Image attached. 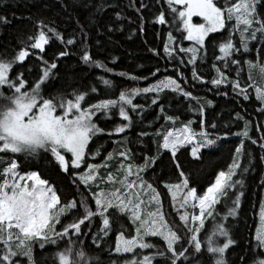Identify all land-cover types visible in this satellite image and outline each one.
I'll list each match as a JSON object with an SVG mask.
<instances>
[{
	"label": "snow or ice",
	"instance_id": "obj_1",
	"mask_svg": "<svg viewBox=\"0 0 264 264\" xmlns=\"http://www.w3.org/2000/svg\"><path fill=\"white\" fill-rule=\"evenodd\" d=\"M162 4L167 5V13L162 8L153 11L155 5ZM82 6L89 10L90 17L100 16L107 8L114 7L107 0H94ZM129 7L136 12L141 33L146 11L151 17L147 22L176 25L181 38L193 42L192 46L179 47V51L188 55L187 65H193L191 75L195 81L210 82L217 89L221 85L225 89L230 86L233 93L245 101L250 98L247 88L254 87L255 98L261 105L257 110L264 115V0H154L152 5L144 0L138 4L129 0ZM193 17L203 22L194 23ZM115 19L128 18L116 12ZM9 23L6 16L0 15V25ZM34 26L35 32L28 36V42L18 40L21 46L12 48L11 55L7 50L10 43L0 51V264H39L34 259V249L38 246L43 250L60 241H63L61 247H53L51 253L45 254L53 264H92L93 261L95 264H231L228 250L239 246L233 237L232 223L237 219L243 195L237 186L244 187L242 176L249 171L241 165L245 155L243 148L246 140L257 144L249 135V121L239 112L235 114V119L244 123L240 131L232 133L240 138L232 162L227 171H219L214 182L198 193L196 187L190 186L178 153L187 148L191 157L199 160L201 150L216 146L220 139L205 128V106L199 104L200 98L186 91L176 79L165 77L145 87L119 91L118 99L97 97L94 102L90 97L100 91L98 87H65L53 71L58 68L61 57L77 54L67 47L75 45L76 40L65 39L54 21L46 23L40 19ZM113 30V27L107 28L108 32ZM216 33L220 35H210ZM80 35L84 41L88 39L83 29ZM52 39L66 46L55 52L51 61L32 53L31 50L44 53L45 45ZM176 39L172 32L168 33L163 46L166 55L171 56L175 51L169 45L175 44ZM209 48L229 74L213 63L216 76L205 81L195 65ZM149 51L157 54L154 49ZM253 51L258 53L261 63L253 64L244 59L245 54L251 55ZM32 55L41 62V67L29 81L23 71L12 70L17 65L22 66ZM112 63L115 64L114 58ZM78 64L112 72L92 56L83 42ZM245 66L249 70L248 79L242 85ZM253 68L259 69V84L253 81ZM27 71L31 73V68ZM232 72L236 73L235 79H229ZM177 74L187 83L182 73ZM117 75L126 76L125 73ZM129 79L135 81L138 77ZM97 81L103 85L105 96L116 89L111 79L99 76ZM165 90L197 102L199 106L195 109L190 106L189 111L198 114V130L192 127V120L176 126L179 117L166 114L161 103L166 98L161 95ZM147 94H154L151 104L159 108V116L172 122L171 127L161 126L157 131V138L152 140L155 151L137 159L124 146L128 143L125 135L118 151L105 150L101 155L97 138L125 134L132 125L126 106L136 113L143 106L134 104L133 99ZM219 94L228 93L225 90ZM206 104L211 107V101ZM117 114L120 123L115 121ZM102 120H112L113 124L101 126ZM208 127L215 129L217 125L209 122ZM147 135L144 131L137 133L138 137ZM259 147L264 149V141ZM247 155L250 164L251 153ZM261 161L264 162V156ZM163 167L174 170L177 182H164L162 176L156 174L157 169ZM101 169L106 171L101 173ZM238 175L241 178L234 180ZM161 183L171 197L167 215L158 191ZM230 191L234 197L232 205H226L227 211L221 215L223 209L217 210L216 205L222 198H232ZM181 192L183 195L178 196ZM207 218H212L214 227L211 234L205 231L200 238ZM259 222L255 243L251 239L245 241L240 264H264V199L259 204ZM83 237H89L91 246L88 247L98 251L86 253ZM150 252L153 254H148Z\"/></svg>",
	"mask_w": 264,
	"mask_h": 264
},
{
	"label": "trees",
	"instance_id": "obj_2",
	"mask_svg": "<svg viewBox=\"0 0 264 264\" xmlns=\"http://www.w3.org/2000/svg\"><path fill=\"white\" fill-rule=\"evenodd\" d=\"M94 0H0V15L6 16L11 21L7 25H0V51L10 43L8 53L11 55L12 48H19L21 45L18 40L28 42L29 35L35 32V22L43 19L46 23L50 21L55 22L57 30L66 38L73 37L76 44L67 46L70 52H76V55L68 57H61L58 61V68L53 70L58 74L59 81L65 86L71 88L84 89L85 87H98L100 91L93 94L90 99L96 101L97 97L118 99V93L122 90L130 91L132 88L145 87L149 83H155L158 79L170 77L176 79L181 83V86L190 91L194 96L199 97V104L205 106V128L213 134L219 136L217 144L214 147L202 149V159H193L187 148H182L178 153L179 159L183 164L185 173L190 178V186L196 187L198 193L206 190V187L213 183L215 175L219 171H227L228 165L232 162V157L235 147L239 143V137L232 133L238 132L243 127V120H236L235 114L239 112L244 120L250 123L249 135L252 139L257 140V144H251L250 140H246L243 148L245 155L241 158L242 167H248L249 171L243 173L242 179L244 187L238 188L243 192L240 197V208L237 209V219L233 221L234 229L232 228L233 237L239 242V246H234L228 250L227 258L231 264H240V257L244 254L245 241L251 239L254 242V231L257 221V213L259 211V204L262 198L261 188L264 182V162L261 157L264 156V149L259 147V144L264 141V115L257 109L261 107L260 102L255 98V88L248 87L249 100L245 101L242 97L236 96L231 87L227 89L223 85L219 89L214 88L211 83H199L192 78L191 69L193 65H187L188 55L179 51V47L192 46L193 42L183 40L182 33L176 31V25H158L147 22L150 14L145 11L146 22L144 25V32L138 30L139 20L134 9L129 7V0H107V2L114 7H109L103 14L96 17L89 16V10L83 7L84 3L92 4ZM98 2V0H96ZM138 4L140 0H135ZM145 3L153 4L154 0H144ZM63 5V6H62ZM163 9L166 13L168 11L167 5H155L153 11ZM121 12L124 17L117 21L115 13ZM171 16L168 20L171 21ZM129 21H132L129 23ZM113 27L112 32H108L107 28ZM87 33L88 39L86 41L80 35L81 30ZM97 29L99 31H97ZM169 32L177 38L175 44H170V48H175L171 56H168L163 51L164 42L167 41ZM211 36H219V33L210 34ZM238 41V37L236 38ZM89 50L92 56L106 64L112 69V72L105 73L100 69L90 68L83 64H78L79 51L81 43ZM255 43V42H254ZM65 44L52 39L49 45H45V52L39 53V50H31L34 54L44 56L45 59L51 61L53 54L65 48ZM149 49H154L156 55ZM217 55L218 49L216 52ZM113 58L115 64L112 63ZM245 60H250L253 64L261 63L260 57L256 51L251 55L245 54ZM183 60V63H181ZM215 63L222 71L228 75V69L223 67L222 61H216L213 57L212 50L209 48L207 54L202 56L195 65L198 75L202 76L205 81H210L216 76V72L212 68ZM41 62L36 59L35 55L26 58L24 64L17 65L12 71H23L31 81L39 72ZM234 67V66H233ZM31 68V73L27 71ZM157 69L159 71L157 72ZM183 74V79L187 81L184 83L181 76L177 73ZM248 68L244 67L243 76L240 80L244 85L248 79ZM118 73H125L126 76L117 75ZM155 73V75H153ZM252 78L255 84L260 83V73L257 68L252 69ZM103 76L111 79L116 84L115 91L105 96L103 85L99 84L97 77ZM137 76V80H131L129 77ZM236 73L232 72L229 79H235ZM227 91V95H220V92ZM154 94L140 95L133 99V103H139L142 108L137 109L133 113L130 108L129 111L132 125L125 134L120 136H101L97 138V147L101 148V155L108 152L118 151L122 145V137L127 136L128 143L124 145L130 149L139 159L141 156L155 151V145L152 143L156 139L157 131L161 130V126L171 127L172 122L164 121L159 116V108L151 104V96ZM161 100L166 114L179 117L176 121V126H180L181 122L185 120H192L193 128L198 130V114L195 111H189L191 106L193 109L198 107L196 101L186 100L184 97L173 94L171 91L165 90ZM211 101V107H208L206 102ZM115 121L120 123L118 114ZM209 122L215 123V129L208 127ZM126 123V122H124ZM113 121H100L101 126H112ZM258 129H260L258 131ZM144 131L147 136L138 137L137 133ZM113 140L116 143H113ZM248 153H251V163L249 164ZM21 159H24L21 157ZM96 160L99 162L100 157ZM115 163V161L111 162ZM35 165H33V168ZM32 170V169H30ZM101 173L106 171L100 170ZM239 172V171H238ZM157 175H161L164 182H177V175L170 167L158 168ZM236 178H241L239 175ZM163 198V210L167 215L170 209V196L167 195V189L163 188L162 183L158 187ZM232 192H229V196ZM228 201L222 198L221 203L216 205V209L223 206V203ZM174 215V214H173ZM65 222H68L65 220ZM60 226L57 225V228ZM88 231V229H85ZM95 231V228L92 229ZM68 237H65L67 240ZM75 240V237H72ZM85 241L86 253L91 251H98L91 246V239L89 237L82 238ZM107 240V238H106ZM63 241L58 242L56 246L48 245L41 250L38 246L34 249L33 255L35 261L39 264H53L51 259H47L45 254L51 253L53 247L59 248ZM103 246V245H102ZM148 254H153L150 252ZM250 255V254H249ZM121 259V257H114ZM157 259H160L157 257ZM95 264V261L92 262Z\"/></svg>",
	"mask_w": 264,
	"mask_h": 264
},
{
	"label": "rangeland",
	"instance_id": "obj_3",
	"mask_svg": "<svg viewBox=\"0 0 264 264\" xmlns=\"http://www.w3.org/2000/svg\"><path fill=\"white\" fill-rule=\"evenodd\" d=\"M177 7H179V6H177ZM193 22L194 23H202L203 21L201 20V18H199V17H193ZM256 64H259V63H256ZM258 69V68H257ZM258 72H259V69H258ZM263 141V140H262ZM189 154H190V151H189ZM191 156V155H190ZM194 159V158H193ZM239 171V170H238ZM237 177V176H236ZM236 177H233V179L235 180V179H238V178H236ZM215 180V179H214ZM214 180H213V182H214ZM239 188V186H237V189ZM231 192V191H230ZM261 193H262V198H261V200L262 199H264V186H262V188H261ZM183 195V192H181V193H179L178 194V196H182ZM229 197H232V195H230ZM228 201H225V203H223V206H221L219 209H217V210H221V209H223V211H221V215H223L224 214V212H226L227 211V207H226V205L227 206H231L232 205V199H234V197H232V198H226ZM170 204H171V197H170ZM189 210H191V209H189ZM164 211V210H163ZM197 212H198V209H197ZM231 219V218H230ZM234 223H232V228L234 229V225H233ZM260 226V222H259V211H258V213H257V221H256V227H255V229L257 228V227H259ZM213 227H214V223H213V220H212V218H207L206 220H205V226H204V229H202V233L200 234V238H203L204 237V235H205V231L207 232V234H211V231H212V229H213ZM254 237H255V231H254ZM67 239H69V238H67ZM73 240H74V238H72ZM254 242H255V240H254ZM155 250H153V252H154Z\"/></svg>",
	"mask_w": 264,
	"mask_h": 264
}]
</instances>
